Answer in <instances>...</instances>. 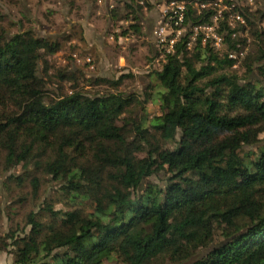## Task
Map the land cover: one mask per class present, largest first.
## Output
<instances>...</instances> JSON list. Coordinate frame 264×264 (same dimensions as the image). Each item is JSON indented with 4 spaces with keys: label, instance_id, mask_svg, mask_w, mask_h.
<instances>
[{
    "label": "trees",
    "instance_id": "trees-1",
    "mask_svg": "<svg viewBox=\"0 0 264 264\" xmlns=\"http://www.w3.org/2000/svg\"><path fill=\"white\" fill-rule=\"evenodd\" d=\"M119 3L124 32L145 35L155 4ZM202 10L188 5L185 24L209 23L214 11ZM240 14L251 46L225 20L226 50L202 35L190 47L187 32L144 95L120 90L133 73L97 77L90 85L110 89L92 92L73 71L42 69L70 36L0 33V171H21L4 186L29 185L27 203L44 181L58 185L23 226L0 230L13 264H264V27ZM245 50L242 76L233 67Z\"/></svg>",
    "mask_w": 264,
    "mask_h": 264
},
{
    "label": "rangeland",
    "instance_id": "rangeland-1",
    "mask_svg": "<svg viewBox=\"0 0 264 264\" xmlns=\"http://www.w3.org/2000/svg\"><path fill=\"white\" fill-rule=\"evenodd\" d=\"M120 0H0V33L7 32L8 35L33 30L38 36L52 39H62L70 36V40H61L63 48L55 55L44 60L42 69L48 68L50 74L57 69L64 68L76 73L81 86L87 90L96 92L109 89L106 86L90 85L97 77L118 78L122 74L133 73L134 77L127 78L120 90L129 93L146 92L155 93L160 89L159 81L154 73L161 68L165 55L168 52L167 46L157 43L153 33L150 35L137 36L136 34L124 32L129 26V21L117 20L112 15V7L117 6ZM155 5L152 12H147L148 23L152 21L150 15L158 13L154 28L165 20L167 5L172 0H151ZM183 1L186 6L192 5L199 9L214 11L209 23L191 27L185 23L181 26L180 39L182 35L192 31L190 47L194 45L197 38L203 36V44L210 42L216 49L226 50L223 43V34L219 32L222 21H227L233 29L240 28L239 34L248 40L251 46L253 38L249 30V23L240 14L246 11L247 15L256 25L264 27V21L257 10H264V0H208L204 5L200 2L187 0ZM225 13H228L227 17ZM146 24V23H145ZM243 26L246 29L243 30ZM153 28V30H154ZM152 30V32H153ZM127 31V30H126ZM248 50V48H247ZM245 50L237 56L238 62L233 67L240 75L245 76V69L242 67L243 57L247 54ZM236 57L235 55H231ZM50 66V68H49ZM90 80V81H88ZM72 82H63L65 90L70 92ZM157 86V87H156ZM112 89V88H111ZM147 109L151 116L161 114L157 102L149 101ZM264 137V135H262ZM20 174L19 170L0 171V230L8 232L10 227L20 224L24 225L26 214L32 209H39L46 197L53 191L57 184L51 181H44L41 187L39 198L20 203L18 197L24 196L31 190L28 185L24 188L17 187L12 183L10 191L4 186L10 174ZM164 174L155 175L152 179L160 182ZM57 207H60L58 205ZM14 254L11 251H0V264H13ZM104 264H125L118 258H113ZM173 264V263H167Z\"/></svg>",
    "mask_w": 264,
    "mask_h": 264
},
{
    "label": "built area",
    "instance_id": "built-area-1",
    "mask_svg": "<svg viewBox=\"0 0 264 264\" xmlns=\"http://www.w3.org/2000/svg\"><path fill=\"white\" fill-rule=\"evenodd\" d=\"M163 12L165 13V20L154 28L153 33L157 43L166 45L167 51L170 52L179 40L181 26L185 23L186 6L183 1L172 0ZM196 28L199 27L197 26Z\"/></svg>",
    "mask_w": 264,
    "mask_h": 264
},
{
    "label": "crops",
    "instance_id": "crops-1",
    "mask_svg": "<svg viewBox=\"0 0 264 264\" xmlns=\"http://www.w3.org/2000/svg\"><path fill=\"white\" fill-rule=\"evenodd\" d=\"M150 12H152V11H150ZM149 17L152 18V21L150 23H148L146 15H145V18H144V24L146 23L145 24V32H146L147 35H150L152 37L153 36L152 30H153V28L155 26V22H156V19L158 17V13L155 12V10H154V15L153 14L152 15L149 14Z\"/></svg>",
    "mask_w": 264,
    "mask_h": 264
}]
</instances>
